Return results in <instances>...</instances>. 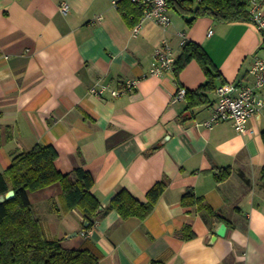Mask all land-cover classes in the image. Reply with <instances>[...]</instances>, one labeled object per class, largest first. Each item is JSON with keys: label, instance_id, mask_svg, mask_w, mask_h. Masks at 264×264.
Segmentation results:
<instances>
[{"label": "crops", "instance_id": "1", "mask_svg": "<svg viewBox=\"0 0 264 264\" xmlns=\"http://www.w3.org/2000/svg\"><path fill=\"white\" fill-rule=\"evenodd\" d=\"M62 1L0 0V172L14 154L41 143L56 148L60 171H91L103 207L121 188L146 201L156 182L167 178L168 187L145 219L111 210L90 234L78 209H64L59 183L30 191L47 236L66 248L92 241L100 264H264V116L252 117L246 133L227 121L201 124L219 85L253 82L249 70L264 58V34L251 20L188 23L171 14L170 26L146 20L134 36L124 1L67 0L66 13ZM180 31L214 65L208 101L192 108L188 93L173 96L178 86L200 91L208 80L197 60L178 75L150 72L163 40L182 53ZM129 80L137 81L132 89L124 88ZM97 82L122 93L92 94ZM226 167L230 175L217 181L215 170ZM189 188L225 220L207 222L196 206H183ZM185 224L191 239L181 234Z\"/></svg>", "mask_w": 264, "mask_h": 264}, {"label": "trees", "instance_id": "2", "mask_svg": "<svg viewBox=\"0 0 264 264\" xmlns=\"http://www.w3.org/2000/svg\"><path fill=\"white\" fill-rule=\"evenodd\" d=\"M126 16H133L135 25L141 18V10L129 0ZM121 2V1H120ZM251 0H168L169 9L192 23L198 17L212 16L221 22L249 21ZM139 9V10H138ZM197 60L208 80L200 86V91H188L190 108L208 101L206 91L213 88L214 65L197 42L190 40L178 56L175 74L191 60ZM264 140V131L262 133ZM152 147L149 151L156 149ZM58 152L52 144L37 143L26 151L13 155L11 164L0 172V195L14 189L15 196L0 201V264H100L102 253L92 241L79 248H66L59 239L47 236L44 225L38 217L28 192L59 183L65 210L78 209L83 216L82 228L89 230L98 220L111 210H116L122 219L138 217L145 219L154 209L162 193L168 187L167 178L156 182L147 192V200L141 201L127 189L121 188L105 207L92 192L95 183L90 170L83 165L72 173L62 172L56 167ZM231 169H216L217 181L225 180ZM264 182V167L261 171ZM183 206H196L207 222L225 220L204 197L189 188L181 197ZM184 239L196 234L190 224L181 229Z\"/></svg>", "mask_w": 264, "mask_h": 264}, {"label": "built area", "instance_id": "3", "mask_svg": "<svg viewBox=\"0 0 264 264\" xmlns=\"http://www.w3.org/2000/svg\"><path fill=\"white\" fill-rule=\"evenodd\" d=\"M122 0H112L114 6H118ZM135 4L142 12L140 20L132 27L134 36H137L144 21L152 20L162 27H168L172 23L169 12L168 0H129ZM59 8L66 13L70 9L67 0H63ZM250 20L256 25L258 30L264 34V0H251L249 7ZM209 29L208 34L212 33ZM180 47L183 49L190 41L184 31H180ZM157 64L150 69L151 74L161 75L166 72H173L176 67L178 54L168 40H163L155 49ZM253 77V82L247 85L236 83H223L216 88V99L211 106V114L207 120L201 124L212 127L218 122L227 121L241 133L248 131L249 120L254 116H264V58L256 57L249 70ZM137 85V81L129 80L124 84V88L132 89ZM92 94L103 96L109 92L112 96H118L122 91L111 86L108 82H97L90 89ZM187 95V88L178 86L174 93L173 100H182ZM96 225V224H95ZM91 230H86L84 234H90Z\"/></svg>", "mask_w": 264, "mask_h": 264}, {"label": "water", "instance_id": "4", "mask_svg": "<svg viewBox=\"0 0 264 264\" xmlns=\"http://www.w3.org/2000/svg\"><path fill=\"white\" fill-rule=\"evenodd\" d=\"M15 193H16V191L14 189L8 190L4 195H0V201L14 197Z\"/></svg>", "mask_w": 264, "mask_h": 264}, {"label": "rangeland", "instance_id": "5", "mask_svg": "<svg viewBox=\"0 0 264 264\" xmlns=\"http://www.w3.org/2000/svg\"><path fill=\"white\" fill-rule=\"evenodd\" d=\"M169 12H170V14H172V15H174V16H177L178 15V13L174 10V9H170L169 10ZM49 234H50V232H48ZM51 235V234H50ZM49 235V236H50ZM51 237V236H50Z\"/></svg>", "mask_w": 264, "mask_h": 264}]
</instances>
